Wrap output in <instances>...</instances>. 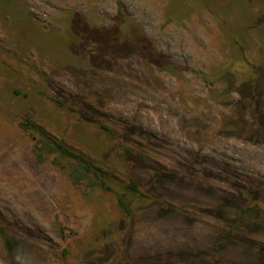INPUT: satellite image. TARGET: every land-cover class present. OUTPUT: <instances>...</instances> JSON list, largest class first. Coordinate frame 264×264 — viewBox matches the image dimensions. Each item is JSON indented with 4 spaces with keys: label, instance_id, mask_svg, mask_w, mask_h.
I'll use <instances>...</instances> for the list:
<instances>
[{
    "label": "rangeland",
    "instance_id": "obj_1",
    "mask_svg": "<svg viewBox=\"0 0 264 264\" xmlns=\"http://www.w3.org/2000/svg\"><path fill=\"white\" fill-rule=\"evenodd\" d=\"M182 1L2 0L0 59L11 73H0V87L20 94L10 101L0 95V228L12 239L9 254L0 237V264H112L125 245L131 256L185 248L182 228L195 236L220 225L215 211L197 206L213 202L203 185L264 191V130L253 141L254 119L238 93L252 69L238 63L227 70L234 52L205 5L171 22ZM262 2L246 12L248 21ZM70 17L89 32L111 33L112 48L98 51L92 37L75 54L54 51L49 34L61 38L55 47L77 45L63 35ZM257 38L264 46V36ZM26 115L106 170L112 191L72 185L69 162L54 163L55 156L36 163L19 127ZM156 171L169 177L160 186ZM129 180L136 195L126 191ZM117 195L131 206L125 223ZM164 199L188 211L183 227L158 216Z\"/></svg>",
    "mask_w": 264,
    "mask_h": 264
},
{
    "label": "trees",
    "instance_id": "obj_2",
    "mask_svg": "<svg viewBox=\"0 0 264 264\" xmlns=\"http://www.w3.org/2000/svg\"><path fill=\"white\" fill-rule=\"evenodd\" d=\"M1 2L2 0H0ZM182 3L184 6L182 5L178 12L172 11L169 13L168 18L171 22L175 23L185 18V14L195 9L197 4L205 5L221 23L228 46L235 55L233 60H230L226 65L228 68L226 69L230 70L238 63L250 70L252 69L254 78L252 81L242 84L238 93L241 105L244 106L248 115L254 119L252 139L256 142L257 131L259 129L264 130V46L258 42L257 38V36H264V2L260 4L255 12L256 14L250 21L245 18L246 12L256 7V0H232L222 6H218L213 0H183ZM119 6L121 12V5L119 4ZM20 17H23V15L21 14ZM64 21L63 35L68 33L77 45L74 50L55 47L54 44L61 38L49 34L50 38L45 40H50V45L54 51L61 52V50H64L68 54H75L78 52L79 44L92 37H95L98 51L101 47L103 51H109L112 48L111 43L109 48L107 44L108 40L116 39L115 37H108L112 36L111 33L89 32L86 25L76 18L70 17L67 21ZM117 35L116 33L115 36ZM248 36L253 42L252 49L246 48L245 45V37L248 38ZM126 43L123 42L124 46H127ZM127 47V50H129V46ZM117 48L119 49V47ZM119 50L124 52V49ZM1 72L11 73V70L9 65L0 59ZM0 91L3 92L0 95L5 94L9 101L20 94L17 89L11 90L10 88L0 87ZM32 117L26 115L20 121L19 127L28 133L30 137L32 153L36 163L44 164L50 156H55L54 163L57 159L69 162L67 177L72 185L83 186L89 191H112L108 183L109 177L106 170L53 139L44 128L36 125ZM82 120L84 119L82 118ZM130 153L125 151V156H129ZM168 178L163 172L156 171L153 173L152 181H156V186H160L159 180H167ZM202 187L213 196L208 197V200L213 198V202L209 204L203 202L199 205L196 203L195 205L206 208V210L215 211V217L220 221V225H217L205 235L196 232L195 236L192 232L190 236L186 235L184 228H182L184 236H187L188 245L181 249L159 250L154 253L138 252L131 256L129 255V246L125 245L123 252L120 251L119 257L115 258L112 264H264V191L249 184H237L235 182L232 184L233 189L226 193L214 190L206 185ZM138 189L135 181L129 180L126 191L136 195ZM116 202L122 212L123 223H125L132 216L131 206L124 195H117ZM157 206L160 218H165V220L172 218L174 222L180 224V227L184 226L183 223L187 219L188 211L178 208L176 210L179 213L174 212L176 210L169 208L165 199ZM194 215L198 216L197 213ZM197 222L199 221L197 220ZM0 237L4 249L10 254L12 239L6 237L5 228H0Z\"/></svg>",
    "mask_w": 264,
    "mask_h": 264
}]
</instances>
